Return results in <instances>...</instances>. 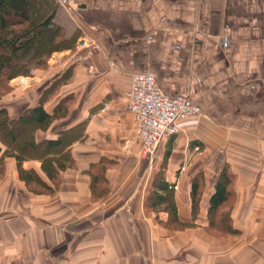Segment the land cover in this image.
<instances>
[{"label":"crops","instance_id":"1","mask_svg":"<svg viewBox=\"0 0 264 264\" xmlns=\"http://www.w3.org/2000/svg\"><path fill=\"white\" fill-rule=\"evenodd\" d=\"M68 5L69 17L59 18L58 6L55 23L101 49L91 55L93 74L58 59L35 69L28 105L9 81L14 95L0 107L11 119L40 102L49 114L63 99L70 106L32 129L35 145L61 136L59 151L18 166L1 158L0 141V264H264V0ZM145 71L164 94L187 96L201 111L180 120L151 160L140 153L127 97L130 76ZM18 168L42 188L28 187ZM158 180L186 226L169 227L163 207L146 206ZM217 182L227 197L214 210Z\"/></svg>","mask_w":264,"mask_h":264},{"label":"trees","instance_id":"2","mask_svg":"<svg viewBox=\"0 0 264 264\" xmlns=\"http://www.w3.org/2000/svg\"><path fill=\"white\" fill-rule=\"evenodd\" d=\"M34 1L38 0H0V87H4L6 84V87L10 90L8 83L12 78L17 75L29 76L32 70L43 69L46 66V59L52 52L73 49L75 46L77 36H67L64 29L55 23L54 9L50 10V7H44L46 11H40L35 14L36 6ZM43 1L45 3L42 4H46V6L54 2L53 0ZM52 91L53 88L51 89V86L46 89L45 97ZM68 103L66 99H63L58 108L56 107L57 111L49 114L43 109L40 102L38 106L28 109L26 113L15 119H11L8 116L6 108L0 107V141L8 148L15 146L16 150H23L21 153L13 155L17 160L18 166H20L21 161L25 157L39 155V157L44 158L47 151H59L58 148L62 144L61 136L57 140L43 142L42 144L46 145V149H43L42 144L35 145L32 141L33 139L31 140L33 138L32 129L37 126H45L57 114L67 112L65 111V105ZM17 124L28 126L25 131L21 130L18 133L19 139H17V135L14 132V127ZM3 132H7V136L10 138L9 142L2 139L1 135ZM22 147L28 148V151H25ZM35 150L39 152L34 153L33 151ZM62 154L67 159L71 157L69 151H64ZM49 160L46 162L42 161L44 169H47ZM91 167L95 170L94 173L97 176L103 173V170L96 169L95 165ZM19 171H21L20 175L24 173L20 168ZM33 176L35 177V174L28 171V177L31 178H25L26 185L30 184ZM196 181H199V179ZM153 187L154 189L147 197L146 206L156 210L158 207H163L169 214L167 221L169 227L171 225L172 228L176 229L186 226L187 224L182 225L175 220L176 213L171 208L172 201L168 195L167 182L158 180L153 184ZM215 189L216 192L209 200L210 208L214 210L227 197V191H225L221 183L217 182ZM196 191L197 183L193 186L191 193L194 205L197 203L195 194L198 192Z\"/></svg>","mask_w":264,"mask_h":264},{"label":"built area","instance_id":"3","mask_svg":"<svg viewBox=\"0 0 264 264\" xmlns=\"http://www.w3.org/2000/svg\"><path fill=\"white\" fill-rule=\"evenodd\" d=\"M62 4L69 0H56ZM74 53V61L90 64L93 52L100 51V45L81 38ZM93 64L89 68L93 70ZM129 110L136 123V137L140 153L151 160L162 142L179 132L180 120L200 114V108L187 96L170 97L164 94L152 72L134 73L130 76L127 93ZM198 147L195 148L197 150Z\"/></svg>","mask_w":264,"mask_h":264},{"label":"rangeland","instance_id":"4","mask_svg":"<svg viewBox=\"0 0 264 264\" xmlns=\"http://www.w3.org/2000/svg\"><path fill=\"white\" fill-rule=\"evenodd\" d=\"M54 2H52V4H49L46 6V4H42V3H45L43 0H38V1H34V5L36 6V11H35V14L37 12H40V11H44L45 8L44 7H50V10L51 9H54V14H56L57 10H58V6H62L64 7L61 8L59 10V13H58V17L59 18H63L64 20H66L67 17H69V12L66 8H68V3H65V4H62L60 3L59 1H56V0H53ZM46 11V10H45ZM34 14V15H35ZM68 24V22H67ZM77 45V42L75 43V46L73 49H70L69 51H66V52H58V51H54L52 52V54H50L48 56V58L46 59V66L43 68V69H40V70H44V69H47V67L49 66V64H52L54 61V59H58V61L60 62H65L66 64H76V63H83L85 66H86V71L88 74H93L95 69L93 67V70L89 68V66L93 64L92 60L90 59V64L88 65V62H76L74 61V53L76 51L75 47ZM63 51V50H62ZM65 51V50H64ZM53 59V60H52ZM94 66V65H93ZM35 70V69H34ZM32 70V72L30 73V75H17L15 76L14 78H12L11 80H13L14 82V86L17 87V90H16V96L19 98V100H21L22 103H24L25 105H28V77H32L33 74L36 73V71ZM71 69H68L66 71V73L64 74V77L62 79L63 82H66L68 81L71 77ZM66 78V79H65ZM9 84V83H8ZM7 85L5 84L4 87H0V104H6L5 100L6 99H10L9 97L11 95H14V93L12 92H9V89L6 87ZM11 94V95H10ZM26 100V101H25ZM20 103V102H19ZM70 104H67L65 105V111H68V108H69ZM6 108V107H4ZM7 110V109H6ZM28 110L27 109H24L22 112H21V115L26 113V111ZM8 113V112H7ZM28 126H25V125H19L17 124L15 127H14V132H15V135H17V139H19V134L22 131H25L27 129ZM2 139L6 142H9L10 141V138L7 136V132H3V134L1 135ZM2 143V142H1ZM11 143V142H10ZM3 144V143H2ZM4 145V144H3ZM14 145V144H12ZM5 146V145H4ZM12 148H8V146H5V149L3 151V153L1 154V158H4V157H8V156H11L13 157L14 154H19L21 153L23 150H16L15 149V146H11ZM25 151H28V148H23ZM41 151V150H40ZM34 153H38L39 151H33ZM37 155V154H35ZM2 161H1V165H0V174H1V171H2ZM20 172L19 171V168H18V174L20 175ZM25 172V171H24ZM21 178H23L25 180L28 179V178H31V177H28V173L26 174H22L20 175ZM30 184H28L27 186L30 187L32 190H40V188H42V184L41 182L38 181L37 178H35L33 176V179L30 180ZM26 183V182H25ZM34 187V188H33ZM216 232V231H215ZM217 234V232H216Z\"/></svg>","mask_w":264,"mask_h":264}]
</instances>
